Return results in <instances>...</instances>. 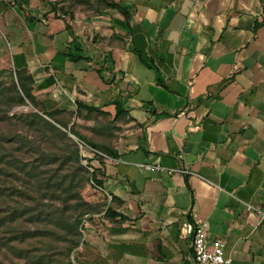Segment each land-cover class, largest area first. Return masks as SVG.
Listing matches in <instances>:
<instances>
[{
    "label": "crops",
    "instance_id": "0c3cea01",
    "mask_svg": "<svg viewBox=\"0 0 264 264\" xmlns=\"http://www.w3.org/2000/svg\"><path fill=\"white\" fill-rule=\"evenodd\" d=\"M109 1L0 0V68L86 137L126 218L87 228L89 264H193L197 222L264 264V0H112L129 25Z\"/></svg>",
    "mask_w": 264,
    "mask_h": 264
},
{
    "label": "rangeland",
    "instance_id": "374dc122",
    "mask_svg": "<svg viewBox=\"0 0 264 264\" xmlns=\"http://www.w3.org/2000/svg\"><path fill=\"white\" fill-rule=\"evenodd\" d=\"M12 73L11 67L0 68V83L11 85L12 81L16 82V77ZM17 88L19 87L17 86ZM30 112L42 114L27 101L25 104L17 105L7 111L5 113L7 119H0V140L1 138L3 140L0 144V166L7 170V175L3 179L5 183L0 180V185L3 186L4 193L7 194L0 196V218L4 214L10 213L13 208L21 207V204H24L23 200H29L26 196H20L18 192L15 193L14 187H21L24 172L26 173L32 164L39 167L40 172L38 173L45 178L46 176H54L60 180L64 175L73 173L70 164L57 170L64 159L62 156L64 150L66 151L68 148L66 140L62 138L54 140L50 133L48 135L44 133L42 125L31 126L26 118L13 119L15 114L25 115ZM46 117L48 116L46 115ZM66 131L69 137L77 143L82 156L86 159L85 155L88 148L86 146L81 147L79 138L74 134L71 136L69 130ZM51 153H58L59 155L56 158ZM82 164L87 167L86 160H82ZM87 170L89 179L80 192L83 198L92 204V207H88L91 213L86 214L84 218V229L80 227L78 243L73 251L69 253L66 249V246L70 245V240L63 236L62 229L50 221L39 222V228L35 229L36 234L23 239L18 231L26 229V227L31 229L33 226L27 220V216H24L16 222L7 221L0 226V264H69V261H72L73 264H89L85 252V239L89 234L87 228L94 225L99 233H103L109 223L112 225L115 223L111 217L105 214L110 197L95 185V181L92 179L93 171L88 167ZM80 178L81 176H78V179ZM78 185L79 182L76 181L74 188ZM28 189L31 190V184H29ZM57 195H62L60 189H58ZM64 196L65 194L62 195V197ZM60 200L55 199L56 205H61ZM34 204L31 198L29 205L33 207ZM64 206L66 205L64 204ZM96 208L99 212H95ZM21 222H25L24 226L21 225Z\"/></svg>",
    "mask_w": 264,
    "mask_h": 264
},
{
    "label": "trees",
    "instance_id": "16d2710c",
    "mask_svg": "<svg viewBox=\"0 0 264 264\" xmlns=\"http://www.w3.org/2000/svg\"><path fill=\"white\" fill-rule=\"evenodd\" d=\"M108 5L110 8L118 9L123 15H125L126 22L129 25L130 16L126 9L112 0L108 2ZM141 59L147 66L157 71V75L159 76L158 80L160 81L159 69L153 63L145 60L142 55ZM13 74L16 77V82L12 81L13 83L11 85L0 83V119H7L5 116L7 111L13 109L17 105L25 104L27 101L30 102L34 107H37L36 100L23 81V73L20 70H16L13 71L12 75ZM26 77L31 79L30 76ZM17 86L19 88H17ZM116 103L118 109H120V101H116ZM120 113H122V111H117L116 117L120 115ZM46 115L49 118L46 117ZM14 118H26L29 125L31 126L35 124L42 125L44 133L47 135L50 133L54 140L58 138L66 140V142H68V148L66 151L64 150V154L62 155L64 159L61 161V166L57 170L63 169L66 165L70 164V167L73 169V173L64 175L60 180L54 176H46L45 178V176H41L40 173H38L40 172L39 167L32 164L28 171L26 173L24 172V176L21 179V187L16 186L14 189L16 190L15 193L18 192L20 196L24 195L29 198V200L32 198L35 206L31 207L29 205V200H23L24 204H21V207H15L12 211H10V213L1 216L0 226H2V224L6 223L7 221L16 222L19 218L27 216V220L31 222L33 226L31 229L26 227L27 230L20 229V231H18L21 237L24 239L25 237L34 236L36 234L35 229L39 228V222L50 221L58 226L59 229H62L63 236L70 240V245H67L66 249L69 253H71L78 243L80 227L84 229V218L86 214L91 213V210H89L88 207H92V204L86 201L80 192L89 179L87 167L93 171L92 179H94V181L99 184L102 182L96 178L94 172L95 170L92 168L91 164H89L87 158L85 159V157L82 156L79 146L71 137H69L66 130H69L72 134L76 135L84 142H86L87 139L86 137L81 136L74 129V127H69V118L64 122L58 121L52 112L43 111L42 114L39 112H30L25 115L15 114L13 115V119ZM5 140L7 141V139ZM2 141L3 140L1 138L0 144ZM51 154L55 155L56 158L59 155L58 153ZM109 154L112 156L116 155V153L111 150L109 151ZM82 160H86L87 167L82 164ZM6 175V168L0 166V180L2 183H5V180L3 181V179L6 177ZM78 176H81V178L78 179ZM76 181L79 182V185L78 187L74 188ZM29 184H31V190L28 189ZM2 187L3 186L0 185V196L7 195L4 193V189ZM58 189L61 190L62 195L65 194L64 197H62V195H57ZM35 194L38 195L36 196ZM55 199H61V205H56ZM64 204L66 206H64ZM95 212H99V210L96 208ZM105 214L112 219H126L122 213H118L114 208H112L111 204H107ZM24 224L25 222H21V225L24 226ZM69 264H73L72 261H69Z\"/></svg>",
    "mask_w": 264,
    "mask_h": 264
},
{
    "label": "built area",
    "instance_id": "2783aa9c",
    "mask_svg": "<svg viewBox=\"0 0 264 264\" xmlns=\"http://www.w3.org/2000/svg\"><path fill=\"white\" fill-rule=\"evenodd\" d=\"M81 147H88L87 143L80 140ZM141 168L164 169L163 166L157 164H140ZM170 173L174 171L188 172L187 169H168ZM96 185V184H95ZM97 186V185H96ZM98 187V186H97ZM99 188V187H98ZM249 208L259 213V220L264 221V211L249 205ZM207 223L197 222L196 225H189L188 232L192 233L194 259L193 264H232V259L226 254V242L223 238H217L211 246L207 242Z\"/></svg>",
    "mask_w": 264,
    "mask_h": 264
},
{
    "label": "water",
    "instance_id": "95a60500",
    "mask_svg": "<svg viewBox=\"0 0 264 264\" xmlns=\"http://www.w3.org/2000/svg\"><path fill=\"white\" fill-rule=\"evenodd\" d=\"M71 136H73V134L70 133Z\"/></svg>",
    "mask_w": 264,
    "mask_h": 264
}]
</instances>
